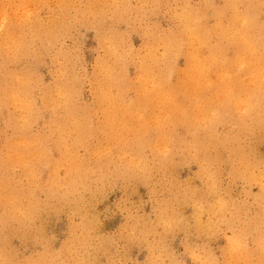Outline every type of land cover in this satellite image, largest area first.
Returning a JSON list of instances; mask_svg holds the SVG:
<instances>
[{
  "label": "bare ground",
  "instance_id": "6f19581e",
  "mask_svg": "<svg viewBox=\"0 0 264 264\" xmlns=\"http://www.w3.org/2000/svg\"><path fill=\"white\" fill-rule=\"evenodd\" d=\"M124 1L115 0L110 3L105 0L104 4L107 3L110 7L103 4L101 6L104 7L98 13L94 2H89V6L85 8L88 17L95 19V24L103 29L100 35L105 53L97 61L98 69L95 83L93 82L98 99L96 109L102 113L103 118L101 124L95 127L91 108L75 109L72 85L67 83L52 89L46 88L43 95L45 106L57 111L63 104L62 99L67 102L65 119L50 123L53 133L59 137L56 140L59 155L56 159L50 156L46 149L48 137L38 140L27 138L17 130L7 139L3 162H6L9 170L17 171V167L23 169L26 178L32 180V184L37 187H40L43 171L40 166L36 168V164H47L49 197L82 205L85 193L90 187L88 179L91 180V175L104 167L109 160L118 162L120 174L123 170L146 174L150 169L146 148L153 155L152 160L156 163L153 165L159 164L163 171H166L172 161L193 160L198 165L197 172L178 188L172 200H184L192 206L193 218L187 221L189 226L195 225L208 232L216 225H231L243 215L237 214L229 220L225 219V213L231 204L220 192V189H225L218 182L220 169L216 165L224 160L218 157L216 151L225 146L228 139L238 135L249 136L264 130V0H200L195 6L182 0V8L174 13L175 23L171 30L155 34L149 25L144 27L147 53L138 60L137 79L134 83L127 80L123 33L118 29H104L107 19L110 16L116 17L108 11L115 10L117 18L122 19ZM6 4L9 7L12 1H7ZM3 12H8V9L5 10L0 5V13ZM39 14L31 17L18 31L12 29L9 21L10 24L0 21V28H3L0 32V115L10 106L30 112L38 103L32 86L38 82L37 77L31 70L19 68L18 64L23 57L29 55L28 52L30 48H34V44L42 42L40 46L48 49V45L43 42L48 39L58 41L61 35L56 34L53 27H47L46 21ZM58 21L59 17L57 23ZM14 32H17L16 36ZM55 45L56 43L53 46ZM159 46L164 47L163 54L158 52ZM180 56L185 58L183 68L179 67ZM161 61H166L169 65L160 68ZM71 63L72 60L67 59L65 65L70 68ZM174 76L177 82L170 80ZM129 92L136 93L135 98L128 99ZM226 123H237L238 130L236 132L234 129V134L228 130L226 134L229 136L223 137L219 134L222 132L220 127H224ZM179 124L187 129V139L173 137L172 130ZM24 125L28 127L26 122ZM95 131L101 132V140L105 142H100L96 148H88L87 158L79 157L77 146L83 144L87 147V142ZM74 132L78 133V138L74 145H70L66 141ZM236 150L237 152L231 154L238 169L234 176L241 174L260 185L261 195L258 200L261 212L258 219L264 225V171L256 170L258 166L251 162L253 160L248 153L241 151V148ZM133 152L136 156H132ZM177 154H183L190 159L174 158ZM3 169L0 162V224L15 220L18 229L26 230L32 223L23 217L29 220L36 216L40 203L31 201L32 203L26 204L17 194L16 187L7 189L11 182L6 185L4 180L11 175L10 171L2 174ZM104 178L103 173L98 178V183L105 184ZM171 201L168 198L160 205L164 209L158 212L156 219L159 224L164 222L173 228L179 214L176 210L172 211ZM238 211L239 209L231 212ZM85 223L92 225L93 220L88 219ZM23 233L26 234L25 231ZM141 234L146 242L152 246H161L162 252L166 251L162 236L159 235L154 242H150L149 231H141ZM245 235L246 230L237 231L234 234L237 240L233 241L234 245L242 241ZM257 240L260 244L256 247L255 254L262 252L261 263L264 264L263 229L258 231ZM0 253V264H7L10 260L1 247ZM152 253L161 254L156 249ZM54 262L56 260L53 256H41L36 260L27 259L25 264Z\"/></svg>",
  "mask_w": 264,
  "mask_h": 264
},
{
  "label": "rangeland",
  "instance_id": "374dc122",
  "mask_svg": "<svg viewBox=\"0 0 264 264\" xmlns=\"http://www.w3.org/2000/svg\"><path fill=\"white\" fill-rule=\"evenodd\" d=\"M7 1L8 3L12 1V5L8 7ZM106 1L115 2V0ZM187 1L191 6L200 2V0ZM89 2L96 4L98 7L96 13H98L104 7L101 5L105 0H0V5H3L5 10L8 9V12L0 13V21L4 24L11 23L14 31L23 28L36 13H41L39 16L46 21V26L53 27L56 34H61L58 41L48 39L43 42L48 45V49L40 46L42 42L34 44V48H30L28 52L29 55L23 57L21 64H18L19 68L31 70L38 79L37 83L32 84L34 98L38 102L35 108L30 112H24L10 106L0 115V162L4 168L2 174L10 171L11 175L5 178L4 183L7 185L11 182L7 189L16 187L17 194L26 204L31 201L40 203L36 216L29 220L23 217L24 220L32 223L26 230L18 229L15 220L0 224V247L10 260L7 264H25L27 259L36 260L41 256L48 258L53 256L56 262L52 264H226L228 260V264H262V252L255 254V249L260 244L257 240L258 231L263 229L264 234V225L258 219L261 212L259 209L261 204L258 200L261 195L260 185L249 181L241 174L238 177L234 176L238 169L232 161L231 154L241 148V151L244 150L250 155L253 160L251 162L258 166L256 170L264 171V130L254 133V136L238 135L228 139L227 144L216 151L218 157L224 160L216 165L220 169L218 182L225 189H220V192L231 204L228 212L225 213V219L229 220L237 214L243 216L235 219L231 225L226 224L225 227L216 225L208 232L202 231L195 225H188L187 221L193 218V208L190 204L184 200H172L178 188L197 172L198 165L193 160L172 161L166 171H163L160 170L159 164L153 165L156 164L152 160L153 155L146 148L147 162H150V169L146 174L140 171L130 173L125 170L120 174L118 162L114 159L109 160L104 167L91 175V180L88 179L87 183L90 187L85 193L82 205L81 203L73 205L71 201L49 197L47 164H36V168L40 166L43 171L40 187H37L32 184V180L26 178L23 169L17 167L15 168L17 171L9 170L6 162H3L7 139L17 130L24 133L27 138L33 137L38 140L48 137L46 149L50 156L56 159L59 155L56 144L59 137L53 133L50 123L53 120L59 122L65 119L67 102L62 99L63 104L57 111L45 106L43 95L46 88L52 89L67 83L72 85L75 109L91 108L95 127L101 124L103 118L102 113L96 109L98 99L94 83L98 69L97 61L105 53V48L101 44L100 35L103 29L85 12ZM123 3L122 19L117 18L115 10L108 11L116 17L110 16L104 29H118L123 33L127 80L129 83H134L137 79L138 60L147 53L144 27L149 25L150 30L155 34L171 30L175 23L174 13L182 8L183 1L125 0ZM104 5L110 7L107 3ZM57 17H59L58 23ZM2 31L3 28H0V32ZM14 34L16 36L17 32ZM158 52L163 54L164 47L159 46ZM67 59L72 60L70 68L65 65ZM168 65V62L161 61L159 67L166 68ZM184 65L185 58L180 56L179 67L183 68ZM170 80L177 82L175 76ZM135 96L134 92L127 94L128 99ZM24 122L28 127H25ZM226 124L220 127V132L222 131L220 135L229 136L226 134L228 130H231L232 134L237 132V123ZM234 129L236 132L233 131ZM96 131L89 138L87 147L82 143L77 146L76 152L79 157L87 158L88 148L91 149V146L96 148L100 142H105L101 140V132ZM172 131L175 133L172 132L174 138L189 137L187 129L181 124L174 126ZM75 133L70 134L66 141L70 145H74L78 138L79 132ZM132 156L136 154L133 152ZM174 158L190 159L183 154H177ZM103 173L106 182L99 184L98 178ZM62 177H64L63 171ZM168 198L172 200L170 202L172 211L176 210L179 214L177 224L173 228L164 222L159 224L156 219L158 212L164 209L160 205ZM238 209L237 213H232ZM88 219L93 220L92 225L85 223ZM254 222L256 225H253ZM261 225L263 226L260 227ZM241 230H246L245 238L234 245L233 241H237L234 234ZM24 231L26 234L23 233ZM141 231H149L150 242H154L157 236H162L166 251L162 252L161 246H152L146 242ZM154 249L159 250L161 254L152 253Z\"/></svg>",
  "mask_w": 264,
  "mask_h": 264
}]
</instances>
